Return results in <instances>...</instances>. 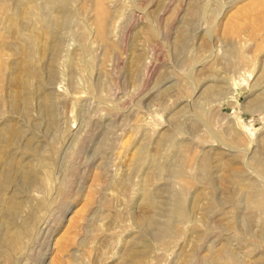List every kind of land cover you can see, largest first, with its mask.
<instances>
[{
    "label": "rangeland",
    "instance_id": "rangeland-1",
    "mask_svg": "<svg viewBox=\"0 0 264 264\" xmlns=\"http://www.w3.org/2000/svg\"><path fill=\"white\" fill-rule=\"evenodd\" d=\"M263 2L0 0V264H264Z\"/></svg>",
    "mask_w": 264,
    "mask_h": 264
},
{
    "label": "bare ground",
    "instance_id": "bare-ground-1",
    "mask_svg": "<svg viewBox=\"0 0 264 264\" xmlns=\"http://www.w3.org/2000/svg\"><path fill=\"white\" fill-rule=\"evenodd\" d=\"M61 1H63V0H61ZM58 3V2H57ZM264 3V2H263ZM44 4L45 5H47V6H49V5H55L56 4V0H44ZM62 4H63V6H64V4H66V3H63L62 2ZM61 4V5H62ZM57 5V4H56ZM259 7V6H258ZM262 7H264V6H262ZM254 9V7L252 8V9H250V10H253ZM258 10L260 11V9L258 8ZM42 11V10H41ZM257 12V11H256ZM263 12V11H262ZM255 13V12H254ZM58 14V13H57ZM257 14H259V13H257ZM260 14H261V12H260ZM259 14V15H260ZM56 15V14H55ZM62 16V15H61ZM258 16V15H257ZM59 18V17H58ZM55 20V19H54ZM59 19H57L56 21H58ZM55 21V22H56ZM59 22V21H58ZM60 23V22H59ZM229 30H236L235 28H233V27H230L229 28ZM228 31V30H227ZM186 32V31H185ZM185 35V34H184ZM227 35V34H226ZM182 39H183V32H181L180 34H179V36H178V38H177V43H176V46L179 48L180 47V45H181V43H182ZM29 41V40H28ZM30 44V43H29ZM31 46V45H30ZM51 47V46H50ZM183 47V46H182ZM178 50V49H177ZM181 50V49H180ZM28 55V54H27ZM16 132V131H15ZM12 135V134H11ZM15 135V134H14ZM13 137V136H12ZM27 146V145H26ZM33 147V146H32ZM30 149V148H29ZM263 160H264V158H263ZM199 163H198V167H199V170L200 169H203L204 168V165H205V158H202V160H199L198 161ZM7 164V163H6ZM263 165H264V163H263ZM15 168H17V172H19V173H22L23 174V177H24V179L25 180H27L28 179V175L26 174V169L23 167V165H19L18 167H15ZM12 171H13V165H11V163L8 165V167L6 168V170H4L3 171V175H4V180H8V182L9 181H14V178L12 177V175H11V173H12ZM202 171V170H201ZM202 174V173H201ZM3 183V182H2ZM2 187V186H1ZM252 188H255V185L252 187ZM144 198L146 199V200H149V198H152V197H150L151 195H150V192H149V190L147 189V188H145L144 189ZM16 196V195H15ZM247 199H252L253 198V194H251V193H248V195H247V197H246ZM17 199V197H15V199H10L9 200V202L8 203H6L7 204V213H11V215L13 214V213H16V211L18 210V208H19V206H20V202L18 201V200H16ZM19 199V198H18ZM21 201V200H20ZM152 201V200H151ZM23 202V201H22ZM148 202V201H147ZM76 213V212H75ZM74 216V215H73ZM78 217V216H77ZM70 218V217H69ZM6 220V219H5ZM69 220V219H68ZM76 220H77V218H73V220L71 221L72 222V224L70 223V221H69V224H71V226L73 227V225H74V223L76 222ZM6 222V221H5ZM149 221H147L146 223H148ZM10 228V227H9ZM17 231V230H16ZM8 233H10L9 231H8ZM8 235V234H7ZM9 235H11V234H9ZM9 237V236H8ZM11 237V236H10ZM12 238V237H11ZM10 239V238H9ZM12 239H15V241H17L16 240V238H12ZM70 239H71V237L69 236V237H67V238H64L63 239V241H62V243L60 242V249H63L65 246H66V244L70 241ZM13 241V240H12ZM60 241V240H59ZM19 242V241H18ZM7 243V242H6ZM9 244V243H8ZM11 244V243H10ZM18 245V244H17ZM16 245V246H17ZM220 251V250H219ZM215 259H217L218 261H229L230 259H228L227 258V256H226V251L225 250H222V251H220L219 253L217 252L216 254H215ZM187 261V260H186ZM187 264V263H186Z\"/></svg>",
    "mask_w": 264,
    "mask_h": 264
}]
</instances>
